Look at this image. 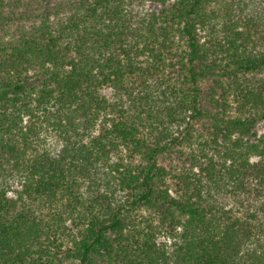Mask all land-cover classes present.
Here are the masks:
<instances>
[{"label":"trees","instance_id":"obj_1","mask_svg":"<svg viewBox=\"0 0 264 264\" xmlns=\"http://www.w3.org/2000/svg\"><path fill=\"white\" fill-rule=\"evenodd\" d=\"M262 123L264 0H0V264H264Z\"/></svg>","mask_w":264,"mask_h":264},{"label":"rangeland","instance_id":"obj_2","mask_svg":"<svg viewBox=\"0 0 264 264\" xmlns=\"http://www.w3.org/2000/svg\"><path fill=\"white\" fill-rule=\"evenodd\" d=\"M256 132H257L258 135H260V134H262L264 132V124L263 123L262 124H259L257 126Z\"/></svg>","mask_w":264,"mask_h":264}]
</instances>
